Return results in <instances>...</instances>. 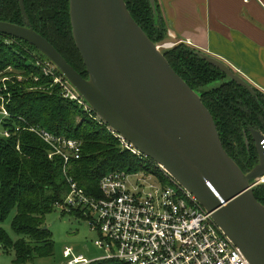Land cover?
<instances>
[{"label": "trees", "instance_id": "16d2710c", "mask_svg": "<svg viewBox=\"0 0 264 264\" xmlns=\"http://www.w3.org/2000/svg\"><path fill=\"white\" fill-rule=\"evenodd\" d=\"M124 2L131 17L154 44L165 40L167 30L158 15L157 3L155 17L149 0ZM23 3L33 30L87 78L71 34L69 0H23ZM0 21L27 24L18 0H0ZM164 56L175 73L199 95L214 120L227 155L241 171L248 173L258 163L250 130L264 134V94L257 90L252 94L231 82L188 46L179 45L164 52ZM38 58L43 56L32 46L0 35V110L3 107L10 116L4 119V129L10 135H0V223L14 213L11 229L17 236L13 241L0 228V249L12 252L16 264L51 255L52 240L43 229L44 217L68 194L62 175L63 161L57 157L49 159L48 147L30 128H42L80 142V157L69 163L68 173L87 195H98L99 181L110 172L149 168L145 161L123 151L117 139L94 119L93 112L88 114L76 103L63 99L61 89L36 66ZM17 76L22 80L17 81ZM223 79L227 80L211 88L215 81ZM254 197L264 205V184L254 189ZM90 264L126 263L101 260Z\"/></svg>", "mask_w": 264, "mask_h": 264}, {"label": "water", "instance_id": "95a60500", "mask_svg": "<svg viewBox=\"0 0 264 264\" xmlns=\"http://www.w3.org/2000/svg\"><path fill=\"white\" fill-rule=\"evenodd\" d=\"M157 17L155 0H149ZM0 21V35L32 46L114 133L160 166L211 214L249 264H264V205L255 184L264 175L262 133L250 130L258 163L244 173L223 149L214 120L131 17L124 0H69L71 34L83 78L28 23ZM231 82L254 88L225 63L197 51ZM46 228H44L45 230Z\"/></svg>", "mask_w": 264, "mask_h": 264}, {"label": "built area", "instance_id": "2783aa9c", "mask_svg": "<svg viewBox=\"0 0 264 264\" xmlns=\"http://www.w3.org/2000/svg\"><path fill=\"white\" fill-rule=\"evenodd\" d=\"M37 66L60 87L63 99L76 103L88 114L92 112L52 66L45 61L38 62ZM0 114L4 119L10 118L3 107ZM94 119L117 139L123 151L145 161L149 168L110 172L99 181L98 195H87L68 173L69 163L80 157V142L42 128L29 129L48 147L49 159L57 157L63 161L62 175L68 194L55 207L88 220L90 230L99 235L94 245L105 252L100 258L89 259L65 248L64 264H90L101 260L126 264H249L191 193L114 133L99 117L95 115ZM1 135L8 137L10 132L3 129ZM262 135L259 145L264 154ZM262 183L264 175L255 182Z\"/></svg>", "mask_w": 264, "mask_h": 264}, {"label": "crops", "instance_id": "0c3cea01", "mask_svg": "<svg viewBox=\"0 0 264 264\" xmlns=\"http://www.w3.org/2000/svg\"><path fill=\"white\" fill-rule=\"evenodd\" d=\"M168 41L215 57L264 94V0H155Z\"/></svg>", "mask_w": 264, "mask_h": 264}, {"label": "rangeland", "instance_id": "374dc122", "mask_svg": "<svg viewBox=\"0 0 264 264\" xmlns=\"http://www.w3.org/2000/svg\"><path fill=\"white\" fill-rule=\"evenodd\" d=\"M156 45L160 47V51L164 53L177 48L179 45L185 44L168 41L167 34L165 40ZM42 60V58L36 59V66L37 63ZM7 70L11 71L10 69ZM21 80V77L17 76V81ZM226 80L227 79L215 81L211 85V88L218 86L221 82H225ZM2 81H4V79ZM206 89H208V87H206ZM3 129L4 118L0 114V135L3 132ZM13 215L14 213H11L3 223H0V228H2L8 236L15 241L17 236L11 229ZM44 225V228H46L45 230L51 235L52 253L48 257H35L26 264H64L65 261L62 258V253L65 248L72 249L76 256L82 255L89 259H96L105 255V252L94 245V242L98 239L99 235L96 232L91 231L88 225V220L81 218L77 213L67 214L63 212L62 209L55 207L44 217ZM0 264H16L12 252L6 253L0 249Z\"/></svg>", "mask_w": 264, "mask_h": 264}]
</instances>
